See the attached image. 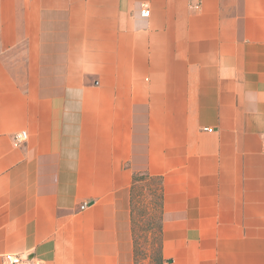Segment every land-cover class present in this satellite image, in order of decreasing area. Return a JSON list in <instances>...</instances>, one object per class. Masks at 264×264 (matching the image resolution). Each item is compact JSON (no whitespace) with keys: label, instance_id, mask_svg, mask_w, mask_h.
<instances>
[{"label":"crops","instance_id":"obj_1","mask_svg":"<svg viewBox=\"0 0 264 264\" xmlns=\"http://www.w3.org/2000/svg\"><path fill=\"white\" fill-rule=\"evenodd\" d=\"M134 173L163 264H264V0H0V264H133Z\"/></svg>","mask_w":264,"mask_h":264},{"label":"rangeland","instance_id":"obj_2","mask_svg":"<svg viewBox=\"0 0 264 264\" xmlns=\"http://www.w3.org/2000/svg\"><path fill=\"white\" fill-rule=\"evenodd\" d=\"M148 184L151 186V191H154L150 193L146 187L140 190L141 195L135 199V212L138 219V226L136 229L137 243L134 249L133 264H157L156 260H154L156 245L154 235L151 233L153 230L149 231L145 228L147 215L151 213L157 214L158 212L157 205H155L157 203L158 191L156 181H148ZM152 199L155 202L153 204L150 202Z\"/></svg>","mask_w":264,"mask_h":264},{"label":"trees","instance_id":"obj_3","mask_svg":"<svg viewBox=\"0 0 264 264\" xmlns=\"http://www.w3.org/2000/svg\"><path fill=\"white\" fill-rule=\"evenodd\" d=\"M148 181H156L157 185V203L154 202L152 199L150 202L155 205H157L156 208H158L157 214L151 213L147 215L146 219V230H153L151 233H153L155 238V257L154 260H156L157 264H163V259L161 256V249H160V242H161V206H162V192H161V179L157 176H151L147 173H134L132 178V184L130 187V215H131V226H132V235H133V246L135 249L136 243H137V233L136 229L138 226V219L135 212V199L136 197L140 196V190H143L144 188L148 189L150 193L152 189L151 186L148 184ZM147 182V183H146ZM138 184H140L138 186ZM138 190V191H137ZM152 196V195H151Z\"/></svg>","mask_w":264,"mask_h":264},{"label":"built area","instance_id":"obj_4","mask_svg":"<svg viewBox=\"0 0 264 264\" xmlns=\"http://www.w3.org/2000/svg\"><path fill=\"white\" fill-rule=\"evenodd\" d=\"M140 15L147 17L149 15V9L145 6L140 11ZM26 139V132L25 131H19L13 134L12 141L14 145H19ZM87 206V203H84L81 205V209L85 208ZM27 257H23V255L18 254H6L4 255V264H21L24 260H26Z\"/></svg>","mask_w":264,"mask_h":264}]
</instances>
